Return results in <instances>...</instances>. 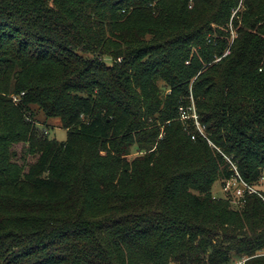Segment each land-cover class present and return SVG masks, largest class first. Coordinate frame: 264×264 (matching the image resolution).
I'll return each instance as SVG.
<instances>
[{"label": "trees", "instance_id": "obj_1", "mask_svg": "<svg viewBox=\"0 0 264 264\" xmlns=\"http://www.w3.org/2000/svg\"><path fill=\"white\" fill-rule=\"evenodd\" d=\"M263 179L264 0H0V264H264Z\"/></svg>", "mask_w": 264, "mask_h": 264}, {"label": "built area", "instance_id": "obj_2", "mask_svg": "<svg viewBox=\"0 0 264 264\" xmlns=\"http://www.w3.org/2000/svg\"><path fill=\"white\" fill-rule=\"evenodd\" d=\"M193 1V0H192ZM241 9V5L238 9H236L233 13V18L236 16V14L240 11ZM230 32H231V40L232 43L235 41V39L238 38V34L235 32L232 22L230 24ZM231 54V50H227V52L225 53V55L223 57H227L228 55ZM222 60V58L218 59L217 62H220ZM13 101L14 102H18L19 98L18 97H13ZM181 112V120L186 124V125H190L192 127H194L199 133L200 135L205 138L211 147L216 148L213 143L208 139L207 134H206V127L203 126L201 124L199 115L197 113L196 107L195 105H193L192 107H182L180 109ZM194 140L196 139V136L194 135L192 137ZM230 165L231 168L234 172L233 177L226 181L225 184L223 185V190L227 195H232V204H236L239 207H242L243 205H245V201H246V196L247 194H259V192L257 191L256 188L250 186L248 183H246L243 178L241 177L239 171H238V167L232 163L230 161V159L226 158ZM264 180V179H263ZM260 195V194H259ZM261 196V195H260ZM238 207V208H239Z\"/></svg>", "mask_w": 264, "mask_h": 264}, {"label": "rangeland", "instance_id": "obj_3", "mask_svg": "<svg viewBox=\"0 0 264 264\" xmlns=\"http://www.w3.org/2000/svg\"><path fill=\"white\" fill-rule=\"evenodd\" d=\"M13 98V97H12ZM37 118L38 120L44 124L46 123L49 127V137L50 139H56L59 142H65L67 140V131L64 130L63 128H61L60 126V121L58 119H46L44 117V115L42 114V112L37 110ZM41 126V125H40ZM22 147L23 145H19L15 147V150L20 154L22 151ZM138 154L136 153V151L133 152V154L130 156V159H133L134 157H136ZM28 162L32 163L33 162V158L32 157H28ZM21 163V161H20ZM264 182V181H263ZM264 188V184L261 183L258 186V189H263ZM213 194L215 197L217 198H226L228 195L224 192L223 190V186L221 182H217L214 187H213ZM232 196V195H231ZM233 207H239L236 204H233ZM244 262H237L235 264H243Z\"/></svg>", "mask_w": 264, "mask_h": 264}]
</instances>
